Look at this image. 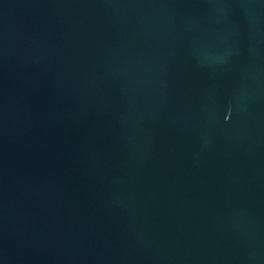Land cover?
<instances>
[{
  "label": "water",
  "instance_id": "water-1",
  "mask_svg": "<svg viewBox=\"0 0 264 264\" xmlns=\"http://www.w3.org/2000/svg\"><path fill=\"white\" fill-rule=\"evenodd\" d=\"M0 264H264V0H0Z\"/></svg>",
  "mask_w": 264,
  "mask_h": 264
}]
</instances>
